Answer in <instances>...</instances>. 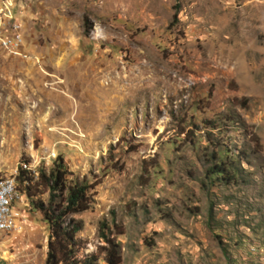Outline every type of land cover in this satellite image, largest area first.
<instances>
[{"label":"rangeland","instance_id":"obj_1","mask_svg":"<svg viewBox=\"0 0 264 264\" xmlns=\"http://www.w3.org/2000/svg\"><path fill=\"white\" fill-rule=\"evenodd\" d=\"M0 3L25 56L0 48V178L61 157L96 184L78 258L103 264V220L118 264H264V0ZM221 148L235 180L210 186ZM13 211L0 264H43L40 214Z\"/></svg>","mask_w":264,"mask_h":264},{"label":"trees","instance_id":"obj_2","mask_svg":"<svg viewBox=\"0 0 264 264\" xmlns=\"http://www.w3.org/2000/svg\"><path fill=\"white\" fill-rule=\"evenodd\" d=\"M228 154L225 148L215 155L210 154L213 163L204 174L210 186L235 180L236 172L224 163ZM22 164L27 166L28 162ZM67 176L61 157H56L47 169L39 167L31 171L20 165L15 175V188L27 201L29 210L40 214L47 230L43 264H96V254L77 257L80 246L75 236L81 230V222L73 218L92 208L96 184L70 180ZM113 229L114 232L110 233L103 220L97 226V238L103 244L97 247V251L102 254L103 264H118L120 261L119 245L114 236L122 233L117 231V226Z\"/></svg>","mask_w":264,"mask_h":264},{"label":"built area","instance_id":"obj_3","mask_svg":"<svg viewBox=\"0 0 264 264\" xmlns=\"http://www.w3.org/2000/svg\"><path fill=\"white\" fill-rule=\"evenodd\" d=\"M0 4V48L7 50L12 55L25 57L21 50L22 36L19 26L11 17L9 5ZM21 167L28 170L22 164ZM21 199L22 195L15 188V174H13L12 187L1 188L0 186V233H6L17 228L13 204L20 203Z\"/></svg>","mask_w":264,"mask_h":264},{"label":"bare ground","instance_id":"obj_4","mask_svg":"<svg viewBox=\"0 0 264 264\" xmlns=\"http://www.w3.org/2000/svg\"><path fill=\"white\" fill-rule=\"evenodd\" d=\"M0 186L1 188H8V187H12V179H3L0 178Z\"/></svg>","mask_w":264,"mask_h":264}]
</instances>
